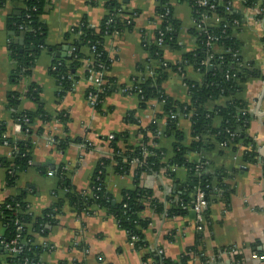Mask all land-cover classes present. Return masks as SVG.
I'll return each instance as SVG.
<instances>
[{"label": "crops", "instance_id": "0c3cea01", "mask_svg": "<svg viewBox=\"0 0 264 264\" xmlns=\"http://www.w3.org/2000/svg\"><path fill=\"white\" fill-rule=\"evenodd\" d=\"M123 2L130 11H135L131 19L133 25L130 31L113 33L104 40L103 49L111 61L106 75L114 80L118 89L104 98L100 111L95 110L84 95L91 82L90 61H83L76 71L74 85L62 97H59V86L48 69L53 58L67 59L71 55L70 34L73 35L74 28L81 22L85 21L91 29L99 28L105 13L103 3L98 1L92 5L90 0H51L45 5L41 20L47 28L46 48L41 50L30 73L16 82L12 77L16 60L12 57L11 47L22 45L17 42L22 38L13 23L20 15L22 5L7 0L0 8V125L5 128L4 137L28 141L33 146L29 167L18 173L13 186L6 185L5 170L0 168V202L23 195L28 212L35 219L66 192L60 190V182L69 184L82 195H90L95 167L101 158L111 156L109 137L113 134L123 136L117 144L120 149L135 146L141 139L140 130L153 123L158 131V145L166 151L163 163L170 158L175 139L164 135L166 117L163 104L153 99L140 107L137 96L130 92L133 79L139 76L137 66L144 65L149 59L146 47L154 40L158 3L157 0ZM171 5L173 18L180 25L177 45L181 50L163 47L165 64H175L180 61L182 53L197 49L196 38L190 33L195 28L191 7L174 1ZM229 5L230 11L240 17L232 31L233 38L239 43L240 57L251 62L253 69L260 72L259 77L248 79L242 85L239 95L248 105L252 117L246 133L255 144L257 162L252 165L243 162L246 147L240 144L204 156L209 172L225 171V183L232 189L229 205L225 207L221 202H212L200 218L191 211L166 217L164 213L149 209L144 201L146 207L142 216L149 219V224L143 232L145 246L136 250L112 214L94 205L78 212L64 202L54 216L55 222L46 225L44 233H31L33 245L40 248L39 264H151L149 256L153 253L177 260L190 248L195 252L188 264L216 262V252L231 249L241 251L240 264H264V260L253 258L254 255H264V10L258 4L248 8L243 0H231ZM220 22L218 16H212L205 24L216 27ZM213 51L218 54L223 49L214 46ZM86 72L89 73L87 79ZM185 80L201 83L202 74L185 66L181 73L171 72L161 88L173 100L188 103ZM32 84L39 88L40 101L50 120L35 118L23 134L13 116L35 111L40 106L26 97ZM11 94H17V103L9 107ZM224 104L225 100L220 98L206 106L213 108ZM177 126L183 134L181 143L189 146L193 140L189 120L179 116ZM77 139L90 142L92 147L81 149L75 142ZM60 141H68L62 151L57 150ZM4 144L0 146V157L10 158L12 149ZM200 158L202 156L188 155L189 160L200 161ZM186 177L184 168H175L168 174L161 169L157 174L142 175L139 186L150 190L152 198L167 208L168 196L177 199L185 191ZM132 188L131 173L117 175L111 167L106 168L105 189L113 196V203L123 190ZM5 233L0 221V264H14V254L6 247ZM222 253H219V260ZM145 258L147 262L143 261ZM202 258L206 261L203 262ZM227 262L225 259V264H232Z\"/></svg>", "mask_w": 264, "mask_h": 264}, {"label": "trees", "instance_id": "16d2710c", "mask_svg": "<svg viewBox=\"0 0 264 264\" xmlns=\"http://www.w3.org/2000/svg\"><path fill=\"white\" fill-rule=\"evenodd\" d=\"M6 1L0 0V8ZM12 1L22 5L20 15L13 22L15 31L23 40L22 45L16 48L11 47L12 57L16 60L12 77L16 82L21 76L30 73L41 50L46 48L47 28L41 16L45 5L51 0ZM98 1L103 3L105 9L99 28L91 29L85 21L81 22L78 27L74 28L73 35L70 34L73 48L71 55L67 59L53 58L48 69V73L59 86V97L71 90L76 80V71L83 61H90V70L98 71L101 66L106 69L107 73L110 70L111 61L103 49L105 38L113 33L132 29L131 19L135 11H130L123 0H90V3L95 5ZM173 1L187 3L191 7L195 28L190 33L196 38L197 49L193 52L182 53L180 61L175 64H165L162 59L163 47L181 50L177 45L180 25L173 18L171 5ZM206 1L209 6L199 7L196 4L197 0H157L155 16L161 15L162 21L154 32V40L146 47L149 59L144 65L137 66L139 76L133 79L130 87V92L137 96L140 107H144L149 100L153 99L163 104V113L166 117L164 135L175 139L171 147L170 158L163 163L166 151L158 145V131L156 124L153 123L146 129L140 130L141 139L135 146L120 149L117 144L123 136L112 135L108 141L111 156L101 158L95 167L90 183V195H82L69 184L64 185L60 182V190L65 189L66 192L57 198L52 207L35 219L29 214L23 195L12 196L0 202V221L5 227V241L9 242L19 235L21 251L14 255V264H23L25 260L28 264H39L40 248L33 245L31 233H44L47 230L46 227L55 222L54 216L64 202L78 212L92 205L106 210L114 216L118 226L125 231L128 242H131L132 238L137 239L133 244L136 250L144 248L143 232L149 224V219L142 216L146 207L142 203L144 201L147 202L149 209L156 213H164L166 217L181 216L188 212V210L181 209V204L188 205L195 190L199 188L204 193L207 207L210 203L217 201L223 203L225 207L229 205L232 189L225 183L227 178L225 171L218 169L209 172L204 156L214 150L231 148L240 144L246 147L243 162L251 165L257 162L255 144L246 133L252 117L248 105L240 99L239 95L242 85L248 79L259 77L260 72L253 69L251 62L244 61L240 57L239 43L232 36L234 23H239L240 17L230 11L231 0ZM243 2L248 8L258 4L264 10V0H243ZM211 5L214 8L211 9ZM166 10H168L167 14ZM212 16H218L221 19L218 26L210 27L204 24V31L196 29V25L204 17L207 21ZM158 38H162V46H158ZM214 46L221 47L222 53H215ZM185 66H191L200 72L202 81L197 84L185 80L189 102L179 103L165 94L161 85L171 72L181 73ZM149 72L152 74L149 75ZM88 77L89 73L86 72L85 78ZM104 79L106 82L102 86L103 92L97 93L93 86L88 85L84 93L86 99L89 95H95L94 109L97 111L101 110L104 98L118 89L110 77L105 75ZM39 93L36 85H30L26 97L40 106L35 111L19 112L13 116L23 134L28 131L29 125L35 118L43 121L50 120L49 114L43 109ZM9 98L8 106L12 107L17 103V94H11ZM220 98L225 100L223 106L213 108L206 106L208 102H214ZM179 116L187 118L190 122V134L193 140L189 146L181 143L183 134L177 126ZM4 134L5 128L0 125V146L6 143L12 149L10 158L0 157V168L5 170L6 185L11 187L18 173L29 167L33 146L28 141L4 137ZM75 142L81 144L84 141L77 139ZM67 144L68 141H60L57 144V150H64ZM189 154L202 156V158L200 161L189 160ZM135 161L137 163H133ZM108 167H111L117 175L131 173L133 176V188L123 190L115 203H113V196L105 189V172ZM175 168H184L187 171L186 181L183 184L185 191L177 199L172 195L168 196L166 201L168 207L165 208L163 203L152 198L150 190L139 186V180L142 175L157 174L161 169H165L168 174ZM18 227H20L19 230ZM194 252L195 249L190 248L177 260H171L159 253H153L149 257L151 264H188ZM222 252L223 250L215 253L218 260L219 253ZM202 260L206 261L203 258ZM143 261L147 262V258ZM240 263V255H235L232 264Z\"/></svg>", "mask_w": 264, "mask_h": 264}, {"label": "built area", "instance_id": "2783aa9c", "mask_svg": "<svg viewBox=\"0 0 264 264\" xmlns=\"http://www.w3.org/2000/svg\"><path fill=\"white\" fill-rule=\"evenodd\" d=\"M196 4L199 6V7H206V6H209L208 5V2L206 0H197ZM210 8H214L213 5L210 6ZM226 10H228V8H226ZM168 13V10H166V14ZM156 17V22H157V26L155 27V30L158 29V26L160 25L161 21H162V18H161V15H157L155 16ZM206 20V17H204L200 22L199 24L196 25V29H198L199 31H204V22ZM212 40V39H211ZM214 40V39H213ZM213 43V42H212ZM157 44L158 46H162L163 45V40L162 38H158L157 39ZM215 44V43H213ZM212 44V45H213ZM92 50H94V47H92ZM98 56V55H97ZM100 70L98 71H90L91 73V77H90V85L93 86L95 89H96V92L97 93H101L103 92V88L102 86H104L105 84V75H106V69L104 67H101L100 66ZM149 75H151L152 73L149 72L148 73ZM146 75V74H145ZM88 102L91 104L92 107H94V105L96 104V97L95 95L91 96L89 95L88 98H87ZM112 136L109 137V139H111ZM6 145V144H4ZM79 147L81 149H88V148H91L92 147V144L88 141H84L83 143H81L79 145ZM11 154H12V150H11ZM133 163H137V161L133 162ZM207 208V202L205 200V197H204V193L201 191V189L197 188L195 190V193L193 195V198L191 199V201L189 202L188 205H183L181 204V209L183 210H188V211H191L193 213H195V215L197 216V218H200V216L202 215V213L206 210ZM18 230L20 229V227L17 228ZM137 239L135 238H132V241L129 242V244L131 246H133L134 242L136 241ZM6 247L8 248V250L12 253V254H18L20 253L21 251V246H20V241H19V235H16V237L14 239H12L11 241H9L7 244H6ZM241 254V251L239 249H231L229 251H225L221 254L220 256V260L216 261L213 260L212 263H216V264H225L224 261L225 259L229 262V263H232L233 260H234V256L235 255H240ZM254 259L260 261V260H264V255H254L253 256ZM207 264H212L210 263L209 261H206ZM23 264H28L27 260H25L23 262ZM146 264V263H145Z\"/></svg>", "mask_w": 264, "mask_h": 264}, {"label": "water", "instance_id": "95a60500", "mask_svg": "<svg viewBox=\"0 0 264 264\" xmlns=\"http://www.w3.org/2000/svg\"><path fill=\"white\" fill-rule=\"evenodd\" d=\"M124 1L126 2L127 0H124ZM17 42H19L21 44L22 43V40L21 39H18ZM56 57H58V54L57 53H56Z\"/></svg>", "mask_w": 264, "mask_h": 264}]
</instances>
